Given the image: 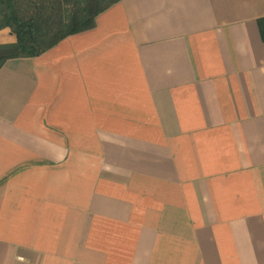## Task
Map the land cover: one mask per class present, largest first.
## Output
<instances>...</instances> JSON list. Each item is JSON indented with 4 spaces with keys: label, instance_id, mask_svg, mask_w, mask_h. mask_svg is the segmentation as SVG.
<instances>
[{
    "label": "crops",
    "instance_id": "1",
    "mask_svg": "<svg viewBox=\"0 0 264 264\" xmlns=\"http://www.w3.org/2000/svg\"><path fill=\"white\" fill-rule=\"evenodd\" d=\"M0 264H264V0H121L7 61Z\"/></svg>",
    "mask_w": 264,
    "mask_h": 264
},
{
    "label": "trees",
    "instance_id": "2",
    "mask_svg": "<svg viewBox=\"0 0 264 264\" xmlns=\"http://www.w3.org/2000/svg\"><path fill=\"white\" fill-rule=\"evenodd\" d=\"M121 0H0V31L13 44H0V69L11 59L35 58L67 37L96 25L97 17Z\"/></svg>",
    "mask_w": 264,
    "mask_h": 264
},
{
    "label": "rangeland",
    "instance_id": "3",
    "mask_svg": "<svg viewBox=\"0 0 264 264\" xmlns=\"http://www.w3.org/2000/svg\"><path fill=\"white\" fill-rule=\"evenodd\" d=\"M7 37H3V38H0V42L2 41V42H4V41H6L7 39H6Z\"/></svg>",
    "mask_w": 264,
    "mask_h": 264
}]
</instances>
